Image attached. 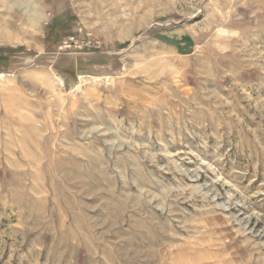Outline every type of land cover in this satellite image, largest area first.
<instances>
[{"label":"rangeland","instance_id":"374dc122","mask_svg":"<svg viewBox=\"0 0 264 264\" xmlns=\"http://www.w3.org/2000/svg\"><path fill=\"white\" fill-rule=\"evenodd\" d=\"M0 264H264V0H0Z\"/></svg>","mask_w":264,"mask_h":264}]
</instances>
